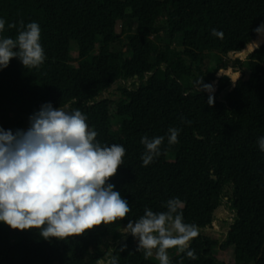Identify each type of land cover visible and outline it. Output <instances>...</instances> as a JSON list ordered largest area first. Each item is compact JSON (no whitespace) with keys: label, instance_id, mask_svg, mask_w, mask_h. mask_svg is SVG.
<instances>
[{"label":"trees","instance_id":"obj_1","mask_svg":"<svg viewBox=\"0 0 264 264\" xmlns=\"http://www.w3.org/2000/svg\"><path fill=\"white\" fill-rule=\"evenodd\" d=\"M0 19L5 20L0 37L15 38L21 20L38 23L45 54L38 68H25L14 57L0 69V111L15 108L21 116L0 128L15 132L47 102L79 109L98 142L124 147V164L108 182L131 209L121 221L67 239L46 240L36 229L0 226V264H106L109 255L118 264H159L136 255L135 238L130 233L122 238L119 229L145 208L166 211L172 198L181 202L183 222L196 225L199 234L190 242L197 258L171 248L170 264H223L213 252L219 240L204 233L223 206L232 213L231 264H264V151L257 143L264 137V44L245 56L248 75L228 92L229 74L216 76L227 68L228 53L258 36L254 29L264 23V0H0ZM135 22L138 32L131 30ZM12 23L16 28L8 27ZM213 29L223 38L212 35ZM120 34L126 52L108 50ZM262 40L259 35L255 41ZM70 41L77 46L74 64ZM97 41L106 49L92 53ZM210 54L216 58L211 65ZM126 72L131 88L123 80ZM214 78L216 91H206L203 85ZM190 79L199 85L185 83ZM113 85L118 95L109 91L102 97ZM227 109L231 115L218 116ZM215 125L218 134L212 132ZM169 128L179 129L175 144L168 143ZM142 136L164 137L160 155L147 166Z\"/></svg>","mask_w":264,"mask_h":264},{"label":"clouds","instance_id":"obj_2","mask_svg":"<svg viewBox=\"0 0 264 264\" xmlns=\"http://www.w3.org/2000/svg\"><path fill=\"white\" fill-rule=\"evenodd\" d=\"M19 25L15 38L0 37V69L14 57L25 68H38L44 63L40 25H25L22 20ZM4 28L5 20L0 19V32ZM254 31L264 35V23ZM212 35L223 38L216 29ZM257 47L256 41L248 44L249 52ZM203 88L212 91L211 85ZM207 103H214L211 95ZM178 133L177 128L168 129L169 144L177 142ZM97 135L79 109H71L70 104L53 107L50 102L29 116L27 130L0 128V222L15 230H39L47 240L83 235L102 224L126 218L131 210L129 202L108 182L124 164L125 149L119 144L103 145L96 140ZM163 141V136L141 137L144 166L160 155ZM257 143L264 151V137L258 138ZM180 207V200L172 198L166 202V211L145 208L142 216L134 222L129 220L120 229L122 238L128 233L136 238V250H143L146 259L156 250L159 264H170L171 248L195 260L190 242L199 230L196 225L183 222ZM125 247L126 244L121 245V250ZM106 264H118V260L109 255Z\"/></svg>","mask_w":264,"mask_h":264},{"label":"rangeland","instance_id":"obj_3","mask_svg":"<svg viewBox=\"0 0 264 264\" xmlns=\"http://www.w3.org/2000/svg\"><path fill=\"white\" fill-rule=\"evenodd\" d=\"M120 30H121V24H120V22H117L116 31L119 33ZM131 30L135 31V32H138L140 30V25L135 22L134 26L132 27ZM258 36L252 41H255L258 38ZM262 38H263V40L261 42H259V44L264 42V35H262ZM153 39L156 42H165V39L160 37V36L159 37L154 36ZM190 40H191V36L188 35V37L186 38V42H189ZM69 46H70L69 47L70 48L69 49L70 56L73 58L72 63L74 64L76 62L74 60V58L77 56V46H76V43L73 42V41H70ZM175 46H178V45H175ZM105 49L106 48L104 46L100 45L98 43V41H97L96 45H95V49L92 51V53L102 52ZM107 49L111 50V51L121 50V51H124V53H125L126 52V40H125L124 34H120L117 39H115L112 42H109L108 45H107ZM248 51H249L248 50V45H246L244 48H242L239 51L230 52L229 53L230 55L228 54V59H229L230 62L228 63L227 68L223 69V70H220L216 74V76L219 77L222 74H229L231 80L232 79L236 80L241 75H244V77H246L248 75V69H247V66H246V58H245V56L249 53ZM215 59H216L215 55L214 54H210V57L207 59L208 64L209 65L213 64ZM184 60L187 61L186 58ZM164 68L165 67H163V66L159 67V69L161 71H163V72H164ZM171 72H172V70L170 68V73ZM171 76H173V75L171 74ZM214 77H215V75H214ZM215 78L213 79V83L210 84L212 86V91H211L212 93L216 91V80H215ZM123 80H124L125 85H126L127 88H131L133 86L132 81L129 79L128 72H126L124 74ZM190 82H192V87H196V86L199 85V81L195 82L194 79H190V80H188V82H185V83H190ZM178 86H180V85H178ZM231 86H235V83H233V81H232V84L227 87L226 92H228L230 90ZM114 87H115V85H113L108 91L103 92L102 97H104L106 95L108 96L109 91L112 92V96L113 97H116L118 95V93L116 92ZM187 89L188 88H186L185 90H187ZM226 92H225V94H226ZM225 94H223L221 99H223L227 103L228 101L225 99ZM223 107L227 108L226 105H224ZM228 114L231 115V111H229V109H227V111H225L224 114H219L218 113V116H220L222 118V117H224V116H226ZM20 118H21V116H20V114L17 112V110L15 108H11V110L3 109V110L0 111V127L5 125V124L14 125L15 122L18 121ZM113 124H116V120L115 119H113ZM28 127H29V121L24 123V125L20 129L27 130ZM113 127H115V126H113ZM211 129H212L213 134H218L219 131H220V129L216 125L212 126ZM167 159L170 160V161H172L174 159V152L173 151L168 153ZM231 216H232V213L227 207H225V206H223L222 208L220 207L219 210L216 212V218H215V220L213 222V225L211 227L206 228L204 230L205 234H208L211 237L216 238V239L219 240L220 245L216 249H214L213 252H214V255L216 256V258L218 260H220L223 264H231L234 261L233 240L232 239H228V237H227V231L229 229V223H230V220H231ZM0 226H6V224H4L3 222H0ZM124 226H122V227H124ZM120 229H119V231H120ZM135 241H136V244H138V241H137L136 238H135ZM12 242H14V239H12ZM155 251L156 250H153V255L151 257L156 259ZM136 255L144 256L143 250L137 251ZM169 258H170V256H169Z\"/></svg>","mask_w":264,"mask_h":264},{"label":"water","instance_id":"obj_4","mask_svg":"<svg viewBox=\"0 0 264 264\" xmlns=\"http://www.w3.org/2000/svg\"><path fill=\"white\" fill-rule=\"evenodd\" d=\"M250 42H252V40H251ZM250 42H248L246 45H248ZM262 44H264V42H263V43H260L259 46L262 45ZM246 45H245V46H246ZM245 46H244V47H245ZM244 47H243V48H244ZM248 52H249V51H248ZM248 52H247V53H248ZM228 54H229V53H228ZM229 55H230V54H229Z\"/></svg>","mask_w":264,"mask_h":264}]
</instances>
